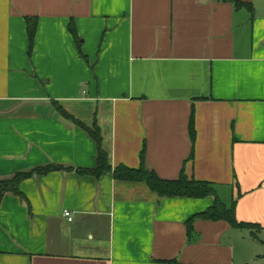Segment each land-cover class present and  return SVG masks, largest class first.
Masks as SVG:
<instances>
[{"label": "crops", "instance_id": "crops-1", "mask_svg": "<svg viewBox=\"0 0 264 264\" xmlns=\"http://www.w3.org/2000/svg\"><path fill=\"white\" fill-rule=\"evenodd\" d=\"M239 1L0 0V179L62 166L3 195L0 264H264V0ZM77 122L99 128L110 171H82L97 146ZM141 154L258 228L195 218L188 233L213 196L113 176Z\"/></svg>", "mask_w": 264, "mask_h": 264}, {"label": "trees", "instance_id": "trees-1", "mask_svg": "<svg viewBox=\"0 0 264 264\" xmlns=\"http://www.w3.org/2000/svg\"><path fill=\"white\" fill-rule=\"evenodd\" d=\"M236 6L247 5L249 3L242 2L239 0H233ZM26 34L28 39V55L32 52V47L35 38L36 32V17H26ZM68 29L70 33L77 40L78 36L76 34V29L73 21L71 20L68 24ZM81 53V51H80ZM63 116L71 118V115L66 112L64 109H61ZM81 126L87 129L91 137L96 142L97 154H96V165L93 168L83 169L84 173H91L94 175H99L104 171H110L111 165L109 163V157L106 151L101 146V136L99 128L97 126L88 127L81 122H77ZM190 134L192 139L194 138V126H193V117L190 119ZM143 154H141V165L137 168L129 167L123 164L115 166L112 170L113 176L118 179H127V180H141L146 182L148 187L156 192L160 197H192V198H201L206 196H213V204L207 207L204 211L198 212L191 216L186 221L187 232L189 233L192 230V222L195 218L218 220L224 219L228 221L232 226L239 228H258L254 223L243 222L237 220L235 216V203L236 199H233L229 205L224 204L216 194L213 183L205 180H198L194 177L187 176L183 170L180 175L175 179H165L159 177L154 171L148 170L143 165ZM62 166L57 164H48L45 166H38L31 170L19 171L16 172L12 177L6 179H0V202L2 197L7 192H12L16 195L22 196V193L19 189V183L25 178L32 176L33 174H43L50 170L59 169ZM253 233V232H252ZM254 238L256 237L253 233ZM264 242V240H262Z\"/></svg>", "mask_w": 264, "mask_h": 264}, {"label": "built area", "instance_id": "built-area-1", "mask_svg": "<svg viewBox=\"0 0 264 264\" xmlns=\"http://www.w3.org/2000/svg\"><path fill=\"white\" fill-rule=\"evenodd\" d=\"M63 215L69 220L71 221L72 220V212L70 210H64L63 211Z\"/></svg>", "mask_w": 264, "mask_h": 264}]
</instances>
